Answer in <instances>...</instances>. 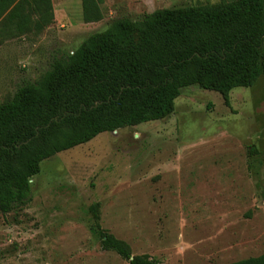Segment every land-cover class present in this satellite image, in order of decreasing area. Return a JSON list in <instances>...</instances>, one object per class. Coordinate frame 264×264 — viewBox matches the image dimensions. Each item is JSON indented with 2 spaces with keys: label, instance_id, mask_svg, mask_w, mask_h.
<instances>
[{
  "label": "rangeland",
  "instance_id": "rangeland-1",
  "mask_svg": "<svg viewBox=\"0 0 264 264\" xmlns=\"http://www.w3.org/2000/svg\"><path fill=\"white\" fill-rule=\"evenodd\" d=\"M231 0H104L84 23L81 0H52L54 21L0 37V103L35 83L90 34L155 9ZM230 106L181 88L164 119L103 132L40 163L31 197L0 212V264H128L102 250L99 224L156 264H228L264 250V75Z\"/></svg>",
  "mask_w": 264,
  "mask_h": 264
},
{
  "label": "trees",
  "instance_id": "trees-1",
  "mask_svg": "<svg viewBox=\"0 0 264 264\" xmlns=\"http://www.w3.org/2000/svg\"><path fill=\"white\" fill-rule=\"evenodd\" d=\"M103 2L81 0L82 21H100ZM53 21L52 0H0V37ZM261 75L264 0L155 9L90 34L0 103V212L30 200L43 160L100 133L168 117L189 85L218 92L229 107L230 91ZM90 211L102 250L128 264H156L101 228L98 203ZM228 264H264V250Z\"/></svg>",
  "mask_w": 264,
  "mask_h": 264
},
{
  "label": "crops",
  "instance_id": "crops-1",
  "mask_svg": "<svg viewBox=\"0 0 264 264\" xmlns=\"http://www.w3.org/2000/svg\"><path fill=\"white\" fill-rule=\"evenodd\" d=\"M80 4H81V2H80ZM148 12V11H147Z\"/></svg>",
  "mask_w": 264,
  "mask_h": 264
}]
</instances>
